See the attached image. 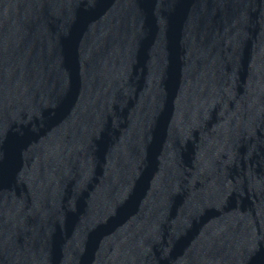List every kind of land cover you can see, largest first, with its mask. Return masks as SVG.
<instances>
[{
	"label": "water",
	"instance_id": "1",
	"mask_svg": "<svg viewBox=\"0 0 264 264\" xmlns=\"http://www.w3.org/2000/svg\"><path fill=\"white\" fill-rule=\"evenodd\" d=\"M264 140V0H0V264H133Z\"/></svg>",
	"mask_w": 264,
	"mask_h": 264
}]
</instances>
